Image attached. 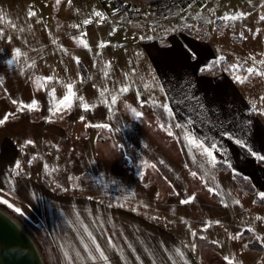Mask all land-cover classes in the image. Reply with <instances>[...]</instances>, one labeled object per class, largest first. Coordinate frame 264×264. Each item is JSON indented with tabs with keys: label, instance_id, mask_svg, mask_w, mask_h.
I'll return each mask as SVG.
<instances>
[{
	"label": "rangeland",
	"instance_id": "obj_1",
	"mask_svg": "<svg viewBox=\"0 0 264 264\" xmlns=\"http://www.w3.org/2000/svg\"><path fill=\"white\" fill-rule=\"evenodd\" d=\"M0 17V119L14 114L0 124V209L46 264L52 248L25 178L138 211L200 264H264V168L238 146L264 156V0H200L134 20L107 0H0ZM66 95L71 107L54 114ZM226 105L230 125L220 128L209 118ZM186 134L216 145L214 164Z\"/></svg>",
	"mask_w": 264,
	"mask_h": 264
},
{
	"label": "crops",
	"instance_id": "obj_2",
	"mask_svg": "<svg viewBox=\"0 0 264 264\" xmlns=\"http://www.w3.org/2000/svg\"><path fill=\"white\" fill-rule=\"evenodd\" d=\"M196 89L194 97L199 94ZM226 106L224 114L214 118L206 112L210 122L218 119L220 128L230 125L231 106ZM207 117H202L203 121ZM27 182L34 181L19 180L53 242L59 264H200L181 237L138 211L91 197L58 193L37 182L27 192ZM97 245L107 260L101 258Z\"/></svg>",
	"mask_w": 264,
	"mask_h": 264
},
{
	"label": "water",
	"instance_id": "obj_3",
	"mask_svg": "<svg viewBox=\"0 0 264 264\" xmlns=\"http://www.w3.org/2000/svg\"><path fill=\"white\" fill-rule=\"evenodd\" d=\"M100 142H105L101 138ZM0 264H46L29 234L0 209Z\"/></svg>",
	"mask_w": 264,
	"mask_h": 264
},
{
	"label": "built area",
	"instance_id": "obj_4",
	"mask_svg": "<svg viewBox=\"0 0 264 264\" xmlns=\"http://www.w3.org/2000/svg\"><path fill=\"white\" fill-rule=\"evenodd\" d=\"M119 15L134 20L146 16L167 17L178 15L200 0H107Z\"/></svg>",
	"mask_w": 264,
	"mask_h": 264
},
{
	"label": "snow or ice",
	"instance_id": "obj_5",
	"mask_svg": "<svg viewBox=\"0 0 264 264\" xmlns=\"http://www.w3.org/2000/svg\"><path fill=\"white\" fill-rule=\"evenodd\" d=\"M57 2H59V0H57ZM69 2H70V0H69ZM29 15L32 16V15H35V13L29 12ZM95 15L96 16H101V18H103L102 15H101V13H98L97 12ZM239 15H242V14H239ZM239 15H237V16H231V17L225 16L223 19H225V20H233L234 21V20H236V19L239 18ZM2 19L3 18L0 17V20H2ZM261 19H264V17H261ZM84 23L87 24V23H90V21L89 20H85ZM17 54H19V52H17ZM11 62H14V61H11ZM261 63H264V61H262ZM247 71L251 74V73L254 72V69L253 68H248ZM257 74L264 75V73H257ZM48 79H50V78H48ZM238 79H239V77H238ZM37 83H39V81H37ZM68 89H69L70 95H74V94L71 93V85H68ZM124 90H126V89H122V91H124ZM79 99L81 101H83V98L82 97H80ZM13 103L15 104V103H17V101L14 100ZM113 103H115V98H113ZM36 105H37V102L35 100H33L30 104H27V105H23L22 104L20 110L22 111L25 108H27L29 110H32V109H35L36 108ZM61 105H63V107H65V108L71 107V101H70V96L69 95H66L63 98V100L60 102V105H55L54 110H53V113L54 114H55V112L61 110V107H60ZM83 107L87 110L88 105L87 104H84ZM162 107L164 108V111L168 114V116L171 117L172 116V111L169 108V106L167 104H165ZM10 115H14V114L13 113L5 114L4 118L3 119H0V124H4L8 120V118H9ZM137 115H139V113H137ZM175 126L177 128H180L181 127V125H179V124H177ZM97 127H106V125H97ZM168 134L169 135H173V133L171 131H169ZM185 139L189 142V144L192 147H195L197 149H200L203 154H206L211 159V162L213 164L215 163V156L213 155V152L211 151V149H214L216 147L215 144H212L209 147H205L202 142H200L197 138L192 137L190 134H186L185 135ZM27 143H31V141H28ZM236 143L237 144H241V141L236 140ZM253 155H255V153H253ZM260 159H264V156L260 157ZM19 166H20L19 165V162H17L16 167L19 168ZM193 175L195 176L196 174L193 173ZM209 190L211 191V189H209ZM260 195H261V197H264V193H260ZM189 202H190L189 200L182 201V203H185V204H187ZM17 211H19V209H17ZM233 238L235 239L237 237H233ZM96 250H97V252L100 253L101 258L107 260V257L104 256L103 251L100 250L99 245L96 246Z\"/></svg>",
	"mask_w": 264,
	"mask_h": 264
},
{
	"label": "trees",
	"instance_id": "obj_6",
	"mask_svg": "<svg viewBox=\"0 0 264 264\" xmlns=\"http://www.w3.org/2000/svg\"><path fill=\"white\" fill-rule=\"evenodd\" d=\"M239 148L244 152L246 153L249 157H252L253 159L256 160L257 164H259L261 167L264 168V159H260V156L258 155H253V153L249 152L248 150H246L243 146L241 145H238ZM217 167L220 168V169H223V170H230V167L227 165V164H224L222 162H217L216 163ZM232 175H234V177L240 181V184L242 185L243 183H246L247 179L245 177H243L241 174L239 173H232ZM247 189V192H250V193H254V189L253 188H249L248 186L246 187ZM256 203L257 204H264V201H262L261 199L257 198L256 197ZM47 233V232H46ZM48 235V233H47ZM49 239V245L51 246L52 248V253H51V257L53 259V262L54 264H59V260H58V257H57V254H56V250H55V247L53 246V242L50 238ZM255 250H259V251H262V246L257 243L256 241H254V246H252ZM257 250V251H258Z\"/></svg>",
	"mask_w": 264,
	"mask_h": 264
}]
</instances>
